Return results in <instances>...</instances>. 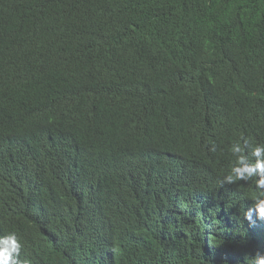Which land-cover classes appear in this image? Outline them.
<instances>
[{"label":"trees","instance_id":"1","mask_svg":"<svg viewBox=\"0 0 264 264\" xmlns=\"http://www.w3.org/2000/svg\"><path fill=\"white\" fill-rule=\"evenodd\" d=\"M158 22L166 38L149 30ZM229 51L235 61L226 64ZM66 62L78 63L68 80L58 66ZM70 96L88 100L91 124L98 133L106 125L118 130L122 146L132 131L140 147L183 167L205 159L217 138L220 159L231 162L229 147L242 134L264 144V0H0V138L16 136L27 114ZM158 102L174 107L176 120L155 113ZM132 155L122 148L81 160L158 209L164 225L149 234L147 248L137 246L132 264H188L191 257L193 264H244L245 255L264 252V227L220 224L193 196L174 203L172 191L134 179L125 168ZM210 173H182V180L188 186ZM241 188L246 204L233 206L237 214L255 194L249 184ZM176 229L187 238L164 240Z\"/></svg>","mask_w":264,"mask_h":264},{"label":"clouds","instance_id":"2","mask_svg":"<svg viewBox=\"0 0 264 264\" xmlns=\"http://www.w3.org/2000/svg\"><path fill=\"white\" fill-rule=\"evenodd\" d=\"M149 30L166 38L168 29L158 22ZM223 59L226 64L235 61L232 51ZM74 65L78 63L58 65L66 80ZM152 105L158 115L176 120L174 107ZM88 115V100L66 97L51 110L27 114L16 136L0 138V219L8 221L0 224V264H132L137 246L147 248L149 234L164 225L157 207L143 195L126 194L119 178L115 186L104 169L89 170L81 164L83 158H108L122 148L133 152L125 168L134 179L172 191L174 203L193 196L218 215L220 224L230 220L247 232L264 227V144H253L242 134L229 147L234 161L227 162L220 159L219 140L213 138L212 152L205 159L182 167L162 159V153L140 147L132 131L124 146L118 130L106 125L98 133ZM201 170L211 171L207 179L183 183L182 173ZM244 184L255 194L248 208L237 214L233 206L246 204ZM132 224L139 227L131 228ZM187 235L176 229L164 240L179 242ZM159 245L143 258H152ZM258 245L264 246V233ZM244 264H264V252L245 255Z\"/></svg>","mask_w":264,"mask_h":264},{"label":"bare ground","instance_id":"3","mask_svg":"<svg viewBox=\"0 0 264 264\" xmlns=\"http://www.w3.org/2000/svg\"><path fill=\"white\" fill-rule=\"evenodd\" d=\"M246 209L248 208V205H246V207H245ZM210 222V221H209ZM190 262H194V260H189Z\"/></svg>","mask_w":264,"mask_h":264}]
</instances>
